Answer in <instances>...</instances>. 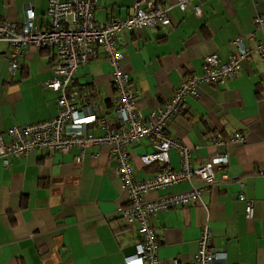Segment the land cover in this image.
<instances>
[{
	"label": "crops",
	"instance_id": "obj_1",
	"mask_svg": "<svg viewBox=\"0 0 264 264\" xmlns=\"http://www.w3.org/2000/svg\"><path fill=\"white\" fill-rule=\"evenodd\" d=\"M66 1V0H62ZM138 0H98L95 21L126 18ZM169 8L170 25L124 32L119 49L129 73L138 110L144 119L169 101L181 81L202 74L204 58L217 53L226 58L241 37L247 46L264 42V2L258 0H190L182 10L178 0H147ZM49 0H0V18L24 22V11L35 10V22L48 24ZM202 5L203 14L194 7ZM55 50L26 46L12 69L10 46L0 42V134L9 142L8 130L17 125L45 121L57 115L58 93L46 87L53 76ZM113 66L100 47L97 56L80 66L73 88L98 91L102 109L113 111L117 94ZM200 96L189 97L184 110L168 125L167 132L192 147L195 167L222 151L227 166L216 171V184L195 177L165 193L200 190L189 206L163 210L150 217L160 239L158 264H194L202 228L210 227L212 248L226 257V264H264V58L258 54L243 63L242 71L223 84L199 86ZM92 132L102 130L93 125ZM219 132H235L244 143L228 141L215 146ZM111 146L89 148L82 163L78 149L69 153L36 150L10 158L0 156V264H126L140 240L133 227L118 215L128 202L111 160ZM134 173L144 180L159 173L158 162L144 165L141 156L153 153L149 140L129 146ZM174 170L180 169L177 150L170 151ZM229 180L222 179V173ZM255 203L253 218L246 214L241 194Z\"/></svg>",
	"mask_w": 264,
	"mask_h": 264
},
{
	"label": "built area",
	"instance_id": "obj_2",
	"mask_svg": "<svg viewBox=\"0 0 264 264\" xmlns=\"http://www.w3.org/2000/svg\"><path fill=\"white\" fill-rule=\"evenodd\" d=\"M189 1L178 0V5L185 10ZM97 4L98 0H49V19L45 27L35 22L37 14L31 8L24 11L22 24L0 18V42L10 46L13 70L18 67L17 59L24 53L26 46L55 50L54 76L46 83V87L58 93L56 116L12 127L7 132L9 142L0 134V156L8 166L10 158H19L36 150L69 153L77 148L76 160L82 163L89 148L110 145L111 160L116 162L121 189L129 197L128 202L118 207L117 213L129 226L138 225L140 235L135 252L125 259L126 264H158L161 242L150 224V217L163 210L196 203L200 198V190L165 193L155 198L150 194L167 191L195 177L207 185H215L217 169L223 170L221 167L229 163V156L218 151L208 162L195 167L192 147L170 135L166 129L184 110L189 97L200 96V84H223L237 76L243 69L244 61L252 55L258 54L264 58V42L250 47L241 37H237L233 52L226 58L217 53L206 56L203 73L186 76L175 89L172 98L160 104L144 119L138 110L130 75L123 66L124 53L119 49V39L127 31L170 25L169 8L158 6L153 1L138 0L126 18L99 25L94 15ZM194 11L196 15H202V5H196ZM256 22L258 27L264 28L263 17H257ZM100 47L113 66V85L117 97L111 113L102 109L103 103L98 101V91L86 86L73 88L79 67L97 56ZM93 125H97L102 132H92ZM145 139L153 144L155 151L141 156L143 164L158 162L161 169L151 178L138 180L129 146ZM228 141L244 143L246 136L242 132H235L226 138L217 132L211 139L215 146H225ZM172 149L180 155L181 166L178 170L167 165ZM222 179H230L228 172L222 173ZM240 199L246 204L247 216L253 218L254 201L243 193ZM194 264H226L225 255L212 248V233L208 225L202 228Z\"/></svg>",
	"mask_w": 264,
	"mask_h": 264
}]
</instances>
